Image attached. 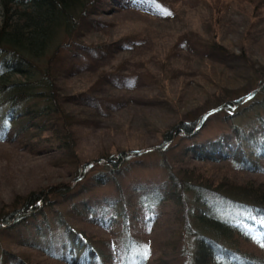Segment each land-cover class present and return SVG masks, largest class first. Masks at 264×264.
Masks as SVG:
<instances>
[{
	"label": "trees",
	"instance_id": "trees-1",
	"mask_svg": "<svg viewBox=\"0 0 264 264\" xmlns=\"http://www.w3.org/2000/svg\"><path fill=\"white\" fill-rule=\"evenodd\" d=\"M155 1L0 0V143L72 158L68 182L0 209V264H35L30 255L61 264H264L257 227L264 221V73L243 94L226 93L213 108L178 121L148 150L73 157V128L62 108L71 97L62 98L55 81L60 56L82 28L97 25L91 15L156 13ZM213 115L225 129L202 135ZM147 160L164 179L122 189L119 177ZM167 206L176 209L171 239L147 247L142 238ZM233 212L246 219H230ZM14 242L35 254L6 247Z\"/></svg>",
	"mask_w": 264,
	"mask_h": 264
},
{
	"label": "rangeland",
	"instance_id": "rangeland-1",
	"mask_svg": "<svg viewBox=\"0 0 264 264\" xmlns=\"http://www.w3.org/2000/svg\"><path fill=\"white\" fill-rule=\"evenodd\" d=\"M152 8L156 13L129 8L91 15L97 25L82 28L55 66L60 96L71 97L62 108L73 128V157L80 162L148 150L178 121L213 108L226 93L243 94L264 73V0H156ZM213 120L202 135H212L214 126L225 129L219 115ZM20 145L0 143V209L69 180L72 158L31 153ZM142 164L119 177L122 189L164 179L155 161ZM175 210L167 206L155 230L142 238L147 247L160 248L171 239ZM228 217L246 219L234 212ZM257 224L264 232V221ZM6 247L28 256L36 252L16 242ZM30 256L35 264H61Z\"/></svg>",
	"mask_w": 264,
	"mask_h": 264
}]
</instances>
